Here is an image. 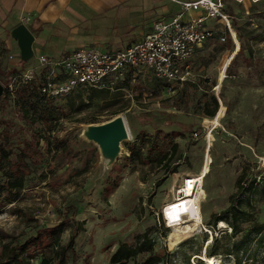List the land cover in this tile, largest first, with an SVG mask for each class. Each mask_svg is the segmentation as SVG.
<instances>
[{
    "label": "rangeland",
    "instance_id": "374dc122",
    "mask_svg": "<svg viewBox=\"0 0 264 264\" xmlns=\"http://www.w3.org/2000/svg\"><path fill=\"white\" fill-rule=\"evenodd\" d=\"M169 2L134 0L109 10L79 40L103 50L125 47L151 28L157 9ZM228 12L235 16L236 40L230 35L225 42L219 35L209 39L191 57L185 82L171 86L143 70L132 83L110 90L112 104L88 105L78 91L42 98L37 111L31 109L44 113L36 123L25 117L17 92H4L0 131L11 136L16 153L26 151L32 173L19 199L0 208L5 213L0 264H8L27 242L23 258L28 264L43 259L112 264L119 244L136 246L144 234L162 255L157 264H208L210 257L216 264H264V202L258 190L251 191L255 221L244 222L239 234L220 221L213 227L212 221V214H223L231 205L241 173L246 172V189L238 201H245L253 180L257 189L264 180V0H228ZM208 25L222 26L216 20ZM28 63L36 65V56ZM17 72L0 70V81L6 86ZM122 109L118 115L125 118L130 138L107 166L101 146L84 131ZM174 143L179 147L172 154ZM139 152L141 158L135 155ZM192 174L197 190L184 189L177 197L176 185ZM61 224L55 241L50 232ZM257 224L263 226L260 232ZM143 258L139 254L127 264Z\"/></svg>",
    "mask_w": 264,
    "mask_h": 264
},
{
    "label": "built area",
    "instance_id": "2783aa9c",
    "mask_svg": "<svg viewBox=\"0 0 264 264\" xmlns=\"http://www.w3.org/2000/svg\"><path fill=\"white\" fill-rule=\"evenodd\" d=\"M169 1L177 4L180 11L156 19L136 42L110 50L84 44L58 58L40 55L36 65L14 74L4 92L15 93L21 83L36 82H40V92L47 98L67 97L78 89L117 90L124 83L135 81L143 70L151 71L158 80L171 86L187 81L191 57L209 39L219 35L220 41L225 42L230 35L236 40V33L226 0ZM30 20V16H21L20 25L27 26ZM213 20L222 26H209L208 22ZM194 175L184 176L176 185L177 197L184 189L197 190ZM4 214L0 212V218ZM164 222L167 226L165 218Z\"/></svg>",
    "mask_w": 264,
    "mask_h": 264
},
{
    "label": "crops",
    "instance_id": "0c3cea01",
    "mask_svg": "<svg viewBox=\"0 0 264 264\" xmlns=\"http://www.w3.org/2000/svg\"><path fill=\"white\" fill-rule=\"evenodd\" d=\"M132 1L134 0H0V70L23 71L30 67L28 62L34 56L37 61L40 55L58 58L65 52L88 44L89 41L79 39L85 37L94 24L106 16L107 11ZM179 11L177 4L169 2V5L162 4L157 9L156 16H170ZM21 16L31 17L27 27L35 37L32 45L34 54L28 61L22 59L18 41L12 36V30L20 25ZM231 16L234 20L235 16ZM147 31L142 32L136 41Z\"/></svg>",
    "mask_w": 264,
    "mask_h": 264
},
{
    "label": "trees",
    "instance_id": "16d2710c",
    "mask_svg": "<svg viewBox=\"0 0 264 264\" xmlns=\"http://www.w3.org/2000/svg\"><path fill=\"white\" fill-rule=\"evenodd\" d=\"M24 85H26L25 88H18L16 92L19 100L24 99L23 112L25 117L31 118L32 122L36 123L39 119L37 115L41 116L44 113L36 114V112H31V109L35 108V111H37L36 103L38 101L40 102L42 98H46V96L42 95L40 92V82ZM77 91L80 94V99L85 98L88 105L94 104L99 100H103L105 102L109 100L111 104L115 102L114 98H111V92L109 89L90 88L88 90L78 89ZM215 102L216 108L209 112V115L213 117L217 111V100H215ZM123 110L124 109L114 112V115H118ZM10 142L11 136L6 134L4 131H0V173L2 177H4L3 179H0V208L6 203L12 204L19 199L20 192L25 188L26 177L32 173L30 165L26 162V151L22 150L19 151V153H16ZM178 147V143L173 144L172 154L177 152ZM135 155H138V158L142 157L140 152ZM162 159H167V154H164ZM245 177L246 172L241 173L239 176L236 183L237 191L231 195V205L224 211V213L212 214L213 227L217 222L222 220L230 225L233 235H236L242 231L241 226L244 222L255 221L256 213L251 191L258 190L260 199L264 202V180H262L260 184V189H257L255 185L256 180H253L251 186L248 187V195L245 201H238L236 199L239 193L246 189L244 186ZM262 227V225L257 224V230L259 232ZM63 228L64 224H61L51 230V236L54 238L55 236L57 237L55 241L59 239L61 233L63 232ZM217 240L218 236H213V241ZM29 246L30 242L22 245L18 253H14L9 257L11 260L7 263L13 264L15 263L14 261H16L15 264H22L24 262L28 264L29 260L27 261V259L23 258V256L27 253ZM4 253L5 251H2L0 255H4ZM142 253L144 254V258L141 262H137L136 264H157L162 259V255L155 251L154 241L150 239L147 234H144L136 246H131L127 243L119 244L116 251L111 255L110 261L112 264H127L131 260H135L136 257ZM213 254L216 253L214 252ZM41 264H48V260L43 259Z\"/></svg>",
    "mask_w": 264,
    "mask_h": 264
},
{
    "label": "water",
    "instance_id": "95a60500",
    "mask_svg": "<svg viewBox=\"0 0 264 264\" xmlns=\"http://www.w3.org/2000/svg\"><path fill=\"white\" fill-rule=\"evenodd\" d=\"M12 36L18 41L21 49V56L24 61L33 57L34 35L30 29L24 25H18L12 30ZM5 86L0 81V97L4 94ZM128 136L127 128L123 116H116L114 119L96 124L92 130V139L99 143L105 150L118 147Z\"/></svg>",
    "mask_w": 264,
    "mask_h": 264
},
{
    "label": "bare ground",
    "instance_id": "6f19581e",
    "mask_svg": "<svg viewBox=\"0 0 264 264\" xmlns=\"http://www.w3.org/2000/svg\"><path fill=\"white\" fill-rule=\"evenodd\" d=\"M124 121H125V125L127 128V132H128V136L126 139L130 138V132L127 126V122L125 120V118L123 117ZM94 126H96V124H90L86 127L85 131H84V135L88 138V140H93L92 139V130L94 128ZM99 146L100 144L97 143ZM122 143L113 149H109V150H105L104 148H101L102 151V157H103V161L107 166H111L115 163V161H117V159L122 155ZM226 223L224 221H220V226H225ZM208 264H216V260L215 258L210 257L208 260Z\"/></svg>",
    "mask_w": 264,
    "mask_h": 264
}]
</instances>
